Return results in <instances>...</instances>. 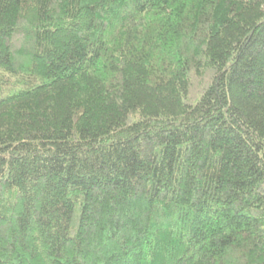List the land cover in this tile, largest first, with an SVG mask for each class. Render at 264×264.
Returning a JSON list of instances; mask_svg holds the SVG:
<instances>
[{"label":"trees","instance_id":"obj_1","mask_svg":"<svg viewBox=\"0 0 264 264\" xmlns=\"http://www.w3.org/2000/svg\"><path fill=\"white\" fill-rule=\"evenodd\" d=\"M0 264H264V0H0Z\"/></svg>","mask_w":264,"mask_h":264}]
</instances>
